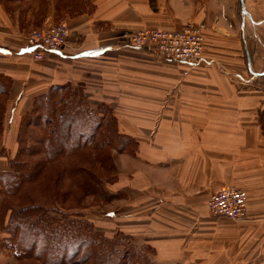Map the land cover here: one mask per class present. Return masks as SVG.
<instances>
[{
  "label": "crops",
  "instance_id": "obj_1",
  "mask_svg": "<svg viewBox=\"0 0 264 264\" xmlns=\"http://www.w3.org/2000/svg\"><path fill=\"white\" fill-rule=\"evenodd\" d=\"M6 2L27 8L20 17L0 0V150L16 149L39 95L56 84L83 89L91 105L109 106L129 140L116 150L117 182L108 187L118 208L102 229L131 236L153 264H264V0ZM59 8L69 9H61L67 45L34 60L21 28L54 21ZM190 22L207 25L195 64L129 40ZM0 167L8 168L5 155ZM232 185L247 192L246 217L213 216L209 199Z\"/></svg>",
  "mask_w": 264,
  "mask_h": 264
},
{
  "label": "trees",
  "instance_id": "obj_2",
  "mask_svg": "<svg viewBox=\"0 0 264 264\" xmlns=\"http://www.w3.org/2000/svg\"><path fill=\"white\" fill-rule=\"evenodd\" d=\"M2 119L0 117V137ZM116 121L107 104L91 107L83 91L70 84L53 85L35 99L32 108L21 118L14 152L0 151V156L8 157V168L0 169V246L19 250L16 252L19 258L34 256L41 261L46 257L43 264H51L47 260L51 256L59 258L57 264H87L89 261L136 264L134 259L145 257L146 252L135 246L131 236L119 231L115 237H110L102 227L97 230L89 219L73 216L82 213L78 207L75 210L70 206L58 208L45 204H57V193H60L57 188L52 187V193L42 202L34 200L28 188V184L40 180L52 162L64 157L93 156L101 163V168L114 170L115 165L107 163L112 160L110 147L121 150L129 144V140L124 141L118 133ZM100 151H107L103 155L108 157L100 159ZM83 172L89 175V181L82 187L85 195H99L104 200L117 197V193L104 187L103 176L88 167L67 168L65 173L74 178ZM110 179L112 177L108 176L107 183ZM50 211L60 212L57 225ZM74 254L81 258L74 259ZM65 255L70 256L69 260ZM114 257L118 261L114 262Z\"/></svg>",
  "mask_w": 264,
  "mask_h": 264
},
{
  "label": "rangeland",
  "instance_id": "obj_3",
  "mask_svg": "<svg viewBox=\"0 0 264 264\" xmlns=\"http://www.w3.org/2000/svg\"><path fill=\"white\" fill-rule=\"evenodd\" d=\"M3 5H5V9H7L8 13H12V11L14 12L16 9H18L21 14L20 17L23 16L24 11L26 10V6L22 5V4H15L12 5L11 3H7V0H1ZM32 1V0H31ZM39 2L42 5V8L48 3V0H34V2ZM64 4H68L67 1L63 2ZM67 9V8H59V10L57 11L56 15H55V20L54 21H50L47 24H30L27 28L26 26L23 24L24 28H21V31L23 32V37L25 39V42L27 44L28 42V37L29 35L34 31V30H45L48 27L52 26V25H59L62 24V19L64 18V14L62 13V11ZM87 9L86 7H76L72 10V12H79L82 10ZM67 11H69V9H67ZM12 16V15H11ZM14 19V23L15 24H20L22 21V18L19 19L16 18L15 16H13ZM66 24V23H64ZM67 25V24H66ZM68 26V25H67ZM21 27V25H20ZM69 38V37H68ZM68 41V39H67ZM67 45V42L65 43L64 46ZM63 46V47H64ZM33 58V57H32ZM34 59V58H33ZM36 60V59H34ZM80 89V88H78ZM81 91H83V93L85 94L84 90L81 89ZM89 103V102H88ZM89 105H91L89 103ZM99 105V104H98ZM91 107H95L93 105H91ZM112 146V145H111ZM98 147V146H97ZM117 149H115V147H110L109 152H111L112 154V160L109 162H107L108 164L115 165L114 170H106L104 168H101L100 166V162L95 160L93 156H90L88 158L86 157H79V158H68V157H64L62 159H57L55 162H52L50 164V168L45 171V173H43L40 177V180L38 182H33L31 184H28V188L31 190V197L36 200L37 202H42L43 199H45L46 197H48L51 193H52V187L53 188H57V204L54 203H45V204H49V205H55L58 208L63 206V207H73L75 210L78 207L79 210L82 211V213H77V214H72L73 216L75 215L78 218H86L89 219L90 221H92L96 227V229L98 230L99 228H101L102 223L106 224L105 218L103 217L105 214L106 215H110L109 212H111V210H117V201L116 198L114 199H107L104 200L103 198H101V196L99 195H94V194H87L85 195V192L83 191V185L85 184V182L89 181V175H86L85 172L81 173L79 175V177H72L67 175L65 172L67 170V168H71V167H78V166H84V167H88L90 169H92L94 172H96L97 174L103 176L102 180L105 182L104 183V187L109 189V185H115V183L117 182V161H118V152L116 151ZM0 151H4V150H0ZM14 150L11 151V153H13ZM105 153H108L107 151H104ZM3 154L6 152H2ZM101 155L104 156L102 157L100 156V159H104L105 157H108L106 155H103L105 153H103V151H100ZM81 156V154H79ZM71 156V155H69ZM73 157V156H72ZM8 158V157H7ZM6 159V158H5ZM112 162V163H111ZM1 169L3 167H0ZM113 173L115 174V178H113ZM108 176L112 179H110V183H107V179ZM109 181V180H108ZM75 182H78V185L75 184ZM107 183V184H106ZM50 191V192H49ZM111 192H113V190H110ZM116 193V192H115ZM48 205V206H49ZM77 208V209H78ZM57 210V209H56ZM72 211V213H75L77 211ZM68 213H71L69 210H67ZM66 211V212H67ZM50 216L55 217V224L57 225V217H59L61 214L59 211H57V213L50 211L49 213ZM70 216V215H67ZM80 216V217H79ZM108 227V224H107ZM117 233H119V231H105V234L110 236V237H115L117 235ZM122 235H124L123 233H120ZM132 238V237H131ZM132 241V240H131ZM130 241V242H131ZM55 247V246H54ZM139 249V248H138ZM141 252H143V249H139ZM19 251V250H18ZM15 250V248H11L10 246H0V264H43V260L46 259V257L42 258L41 261L34 258V256H23L20 257L16 255V252H18ZM145 254V253H144ZM66 258L68 259L70 256L69 255H65ZM142 258L139 259H134V262L136 264H153L152 262H148L149 259H147L146 257L142 256ZM73 258H81L78 254H74ZM72 258V259H73ZM71 259V260H72ZM73 259V260H74ZM114 262L118 261V258L114 257L113 258ZM51 264H57V261H59V258L56 257H52L50 259H47ZM52 260V261H51ZM69 260V259H68ZM118 264V262H116ZM86 264V263H85ZM87 264H93L92 261H89Z\"/></svg>",
  "mask_w": 264,
  "mask_h": 264
},
{
  "label": "built area",
  "instance_id": "obj_4",
  "mask_svg": "<svg viewBox=\"0 0 264 264\" xmlns=\"http://www.w3.org/2000/svg\"><path fill=\"white\" fill-rule=\"evenodd\" d=\"M205 23H187L178 29L143 28L129 36L136 49L149 50L165 60L195 64L204 57ZM66 24L34 30L28 37L27 48L36 60L59 52L67 42ZM208 209L215 217L243 219L248 211L247 192L237 186H226L215 192L208 201Z\"/></svg>",
  "mask_w": 264,
  "mask_h": 264
}]
</instances>
